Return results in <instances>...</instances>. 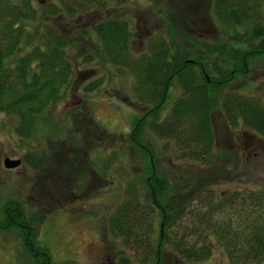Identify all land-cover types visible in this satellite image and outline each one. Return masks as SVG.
Listing matches in <instances>:
<instances>
[{"label":"trees","instance_id":"1","mask_svg":"<svg viewBox=\"0 0 264 264\" xmlns=\"http://www.w3.org/2000/svg\"><path fill=\"white\" fill-rule=\"evenodd\" d=\"M126 2L0 0V116L16 120L18 144L28 150L24 161L37 171L43 152L34 150L33 141L78 151L100 143V134L83 110L57 114V106L76 81L73 62L129 71L142 110L127 135L141 156L140 181L110 215V233L134 253L137 264H162L167 252L188 264L205 262L212 247L205 240L200 245L186 238L207 235L216 238L228 264H264V190H236L216 199L210 187L218 175L214 171L225 170V165L217 168L226 153H218L216 113L230 127H242L264 139V98L232 87L246 81L253 65L264 58V43L255 45L264 38L260 1L206 0L200 17L216 20L211 26L220 32L218 41L193 22L195 9L187 5L192 0L183 12L162 7L159 15L176 24L165 19L168 37L150 38L147 50L138 56L131 47L129 22L120 15L95 21L89 28L81 24L93 12H119ZM61 20L76 25L65 32ZM180 26L186 31H179ZM102 85V79L95 80L83 91L92 93ZM174 91L180 95L172 98ZM257 91L264 95V83ZM154 141L161 142L158 152ZM80 158L85 153L75 160ZM87 164L86 171L94 170V161ZM81 183L75 187H88L86 178ZM194 202L199 225L193 224L182 238H172L178 222L193 212ZM37 222L18 201L0 206V232L20 233L33 264H58L38 239Z\"/></svg>","mask_w":264,"mask_h":264},{"label":"rangeland","instance_id":"2","mask_svg":"<svg viewBox=\"0 0 264 264\" xmlns=\"http://www.w3.org/2000/svg\"><path fill=\"white\" fill-rule=\"evenodd\" d=\"M39 1L35 0L36 4ZM54 1L43 0L48 3ZM188 1L191 0H127L119 12H93L83 18L81 24L89 28L95 21L114 14L120 15L129 22L131 47L133 54L138 56L147 50L150 38L168 37L165 19L173 21L170 17L163 18L158 10L163 7L180 12ZM192 1L187 5L195 9V25L207 37L220 40V32L214 27L216 20L200 17L206 11V0ZM259 1L264 23V0ZM59 25L63 31L69 32L76 24L61 20ZM239 30L243 32L244 28L239 27ZM179 31L185 32L186 28L180 26ZM186 33L194 35L193 30ZM222 37L228 38L226 34ZM261 43H264V38L255 45ZM73 64L76 81L57 106V114L67 115L83 110L90 116L92 127L100 134L97 136L100 143L83 146V151H78L33 141L34 150L43 152L36 171L24 161L28 150L18 144L14 133L16 120L0 116V206L6 201L15 200L24 207L26 215L37 218L38 239L48 248L55 263L137 264L132 255L134 253L127 249L122 240L115 238L107 226L114 209L126 198L127 190L140 181L138 175L141 166L138 161L141 156L127 142L134 116L142 114L133 94V76L129 71L111 66L101 68L81 61ZM99 79L103 80L99 90L88 94L83 91L86 85ZM263 83L264 58L253 65L246 81L236 82L232 87L241 93L264 98L257 91ZM179 95V92L174 91L171 97ZM214 123L218 153H226V157L217 164V168L225 165V170L216 169L214 172L218 175H214L210 183L214 197L218 199L220 195H229L236 190H264V139L242 127H230L219 113L214 115ZM101 130L105 132L100 133ZM154 142L158 152L161 142ZM83 153L85 158L75 160L77 155ZM8 157L21 160V165L6 169L4 160ZM87 160L94 161V170H85L88 168ZM178 166L181 168V164ZM84 171L85 174L81 176ZM83 178L89 184L84 190H79L75 184L81 183ZM197 204L194 202L193 212L178 222L171 233L172 238H182L193 224L199 225L198 219L195 220ZM201 213L197 217H201ZM186 239L191 244L200 242V245L205 240L212 247L211 257L198 264H228L214 236L207 235L203 239L188 236ZM166 254L162 264H188L175 253ZM0 264H33L23 248L20 233L0 232Z\"/></svg>","mask_w":264,"mask_h":264},{"label":"water","instance_id":"3","mask_svg":"<svg viewBox=\"0 0 264 264\" xmlns=\"http://www.w3.org/2000/svg\"><path fill=\"white\" fill-rule=\"evenodd\" d=\"M21 163H22L21 160L19 159L14 160L9 157L4 160V166L6 169H15L19 167Z\"/></svg>","mask_w":264,"mask_h":264},{"label":"flooded vegetation","instance_id":"4","mask_svg":"<svg viewBox=\"0 0 264 264\" xmlns=\"http://www.w3.org/2000/svg\"><path fill=\"white\" fill-rule=\"evenodd\" d=\"M247 147V146H246Z\"/></svg>","mask_w":264,"mask_h":264}]
</instances>
